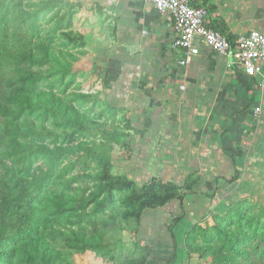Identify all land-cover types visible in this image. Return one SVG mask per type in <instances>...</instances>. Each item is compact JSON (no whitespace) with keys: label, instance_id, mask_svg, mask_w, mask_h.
<instances>
[{"label":"crops","instance_id":"1","mask_svg":"<svg viewBox=\"0 0 264 264\" xmlns=\"http://www.w3.org/2000/svg\"><path fill=\"white\" fill-rule=\"evenodd\" d=\"M82 1L105 33L96 73L102 84L114 86L113 105L127 110L131 124L130 158L119 155L120 163L128 161V170L141 177L179 184L189 175L196 179L173 228L183 259V238L192 227L245 198H264V86L204 45L188 57L173 49L172 16L147 0ZM190 2L204 7L207 25L230 41L264 30V0ZM256 105L261 111L254 116ZM178 215L171 207L156 210L147 235L171 256L168 226Z\"/></svg>","mask_w":264,"mask_h":264},{"label":"rangeland","instance_id":"2","mask_svg":"<svg viewBox=\"0 0 264 264\" xmlns=\"http://www.w3.org/2000/svg\"><path fill=\"white\" fill-rule=\"evenodd\" d=\"M7 1L10 6L6 12L8 24L12 28L20 29L17 34L5 40L7 42L6 58L9 64L6 62V66L0 69V73H4L3 77L13 81V84L7 87L4 85L0 87V96L5 100L7 109L22 105L25 107V113L20 117L21 120L24 118L29 120L32 117L38 120L42 129H40V134L33 138L34 143L48 144L53 147V139L59 136V142L64 140L70 142V145L78 146L80 142H88L96 146L92 150L93 153L89 156L85 155L80 162L78 159L83 152L67 155L64 164L73 162L74 166L69 168L61 179L69 181L72 176L81 172V166H85L86 171L93 173L102 166L98 160H103L109 164L104 166L109 179L125 178L138 184L149 181L150 178L141 177L139 173L133 175V171L128 170L132 165H129L128 161L120 163L117 158L119 155H124L125 159L130 158V139L126 137L119 139L118 142L114 138L115 132L123 131L125 120H128V112L113 105L117 95L114 86L110 88L102 84V78L96 73L94 66L97 60L96 53L101 48L105 33L104 29L99 27L97 15L92 13L91 5L85 4L82 0ZM39 3H47L46 9L39 10ZM33 25H36L35 34L30 37L28 30ZM21 29L24 30L20 34ZM20 46L26 52L29 48L34 49L32 57L38 58L31 67L28 65L29 59L19 62V65L25 67L23 69L25 73L22 74H34L31 79L27 75L28 79L24 81L20 80L21 72L19 75L14 71L10 59V53ZM32 57L29 58L32 59ZM9 91L12 92L8 93ZM17 91L20 98L15 102L11 98L17 95ZM57 98H60L63 104L74 107L81 118L87 119L83 122V126L75 123L77 121H74L75 116L71 118L72 122H67L60 113L55 114L57 111L44 116L34 110L36 106L38 110L44 111L50 106V102H54ZM36 111L38 118L35 116ZM21 120L19 122L22 124ZM124 141H128V145L122 146ZM36 165H40L45 170L42 161H38ZM97 186L96 182H92L91 179H82L80 182L71 181L64 188L63 194L65 197L67 195L78 196L82 191L78 189L81 188L84 195L89 196L91 192L96 191ZM65 197H61L59 200L61 205L55 208L57 220L53 221V229L63 230L66 237L47 238L49 246L53 247V251L62 257V264H140V262L143 264H175L176 259L171 258V252L168 254L167 250L161 252L154 248L147 235L153 231L154 216L152 214L158 209L167 207L177 210V201H171L158 209H145L140 220L136 222L133 216L128 219L120 217L123 213L120 205L123 204L125 194L118 187L112 191L105 189L98 197L99 199L107 198L104 203L105 211L97 212L94 209V203L87 204L82 209L80 202H74L70 209L71 204H67ZM245 200L247 202L244 203V211L247 213L264 206V198L260 195ZM75 210L78 212L76 213ZM111 210L117 214L120 223L116 229L108 230L106 233L109 241L107 252H98L93 247L70 246L72 241L67 237L70 235L77 237L80 232H84L87 237L98 239V235H102L108 227V224L104 222L105 215ZM7 220L11 224L14 223V217ZM222 221L226 224L225 219ZM208 224L212 225V222L206 221L204 224L196 225L194 250L188 254L186 252L178 264H213V256L203 257L201 252L195 249L203 244L204 235L214 233V227L208 228ZM40 229L42 234L44 230ZM47 231L48 229L45 232ZM259 237L261 235L256 236V239ZM257 245L259 250L263 249L262 242ZM249 249L250 247L247 248ZM33 260V264H58V261L50 255L35 256Z\"/></svg>","mask_w":264,"mask_h":264},{"label":"trees","instance_id":"3","mask_svg":"<svg viewBox=\"0 0 264 264\" xmlns=\"http://www.w3.org/2000/svg\"><path fill=\"white\" fill-rule=\"evenodd\" d=\"M46 6L47 3H39L38 9H46ZM9 8L7 0H0V69L4 68L7 62V42L5 40L20 30L18 27L12 28L8 24L6 12ZM35 28L36 25H33L28 30L30 37L35 34ZM23 30L21 29L20 34ZM33 50L29 48V51L26 52L20 46L10 53L14 71L18 72L19 75L21 72L22 78L20 77V80L22 81L27 80L28 77L31 79L34 75L33 73H26L27 77V75L22 74L25 73L23 72L25 67L19 65V62L25 59H29L28 65L30 67L34 65L38 58L32 57ZM2 74L4 73H0V87L13 84V81L3 77ZM35 75L37 74L35 73ZM34 86L37 85L34 84ZM10 92L12 91L8 93ZM16 94L11 98L12 101L16 102L20 98L18 91ZM4 102L5 100L0 96V264H19L20 262L33 264V257L47 255L58 261V264H62V257L53 251V247L49 246L47 238L66 237L62 232L63 230L53 229V221L57 220L55 208L61 205L59 202L61 197H65L64 188L71 181L80 182L82 179H91L92 182H96L97 189L94 193L91 192L89 196H85L81 188L78 189L82 190L78 196L67 195L65 198H67V204H71L70 209L74 202H80L83 206L82 209L87 204L94 203V209L97 212L105 211L104 203L107 198L99 199L98 197L105 189L112 191L117 187L125 194L123 204L120 205V209L123 211L120 217L128 219L133 216L136 222L140 220L145 209H158L171 201H177L179 215L172 220L168 226V231L173 241L171 258L176 259L174 263H180L182 248L178 249V244L181 242L175 238L173 228L184 216V199L193 193L192 187L196 182L193 175L187 176L183 184L172 180L164 182L157 177L150 178L146 183L138 184L125 178L113 177L109 179L108 172L104 170V166L109 164L106 161L98 160L102 166L93 173L86 171L85 166H81L80 174L72 176L69 181H63L62 175H65L68 169L74 166L73 162L64 164L66 156L83 152L78 159L80 162L85 155H91L96 146L88 142H80L78 146L70 145V142L64 140L59 142V136L53 139V147L48 144L34 143L33 138L38 136L40 129H42L38 120H35L34 117L29 120H25V118L21 120L20 117L25 113V107L19 105V107L7 109ZM63 103L60 98H57L54 102H50V106L44 111L38 110L36 106L34 110L44 116L54 114L57 111L55 114L60 113L67 122H72L71 118L75 116L74 121L77 120L75 123L83 126V122L87 119L81 118L74 107ZM37 111L35 116L38 118ZM130 128V121L125 120L123 131L114 133L115 140L119 142V139L128 137L130 134L128 129ZM128 143V141H124L122 146H126L125 144L128 145ZM38 161L43 162L45 170L40 165H36ZM234 178L235 176L232 179ZM245 199L231 205L224 214L211 215L210 220H208L212 222V225L208 224V228L214 227L215 231L210 233L211 235H204L202 237L204 238L203 244L195 247V249L197 252L200 251L203 257L213 256V264H264V245L261 250L258 249V245L256 246L259 242L264 244V206L247 213L244 211V203L247 202ZM75 212L77 213L78 210ZM13 217L14 223L11 224L7 219ZM105 218L104 222L108 224V227L102 235H98V239L87 237L84 232H80L77 237L73 235L67 237L68 240L72 241L70 246L75 248L78 246L93 247L98 252H107L109 241L106 233L108 230L116 229L120 221L117 214L112 210L108 211ZM222 219H225L226 224ZM40 228L44 230L42 234ZM196 228L195 225L184 235L183 246L187 254L194 250V230ZM47 229L48 231L45 232ZM258 235L261 237L256 239ZM252 242H254L253 245H251ZM249 247L250 249L247 250ZM140 264L143 263L140 262Z\"/></svg>","mask_w":264,"mask_h":264},{"label":"built area","instance_id":"4","mask_svg":"<svg viewBox=\"0 0 264 264\" xmlns=\"http://www.w3.org/2000/svg\"><path fill=\"white\" fill-rule=\"evenodd\" d=\"M159 13L173 18L174 39L172 48L186 57L196 55L204 45L226 58L229 68H236L244 77L264 86V30H250L230 41L224 34L207 25V12L202 6L192 5L190 0H147ZM186 53H185V52ZM261 111L256 105L254 116Z\"/></svg>","mask_w":264,"mask_h":264}]
</instances>
